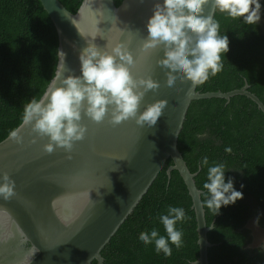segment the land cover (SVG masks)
Returning a JSON list of instances; mask_svg holds the SVG:
<instances>
[{"label":"water","instance_id":"1","mask_svg":"<svg viewBox=\"0 0 264 264\" xmlns=\"http://www.w3.org/2000/svg\"><path fill=\"white\" fill-rule=\"evenodd\" d=\"M39 1L58 35V62L53 79L62 71L61 51L66 54V67L71 69L62 72V76L81 75L79 52L92 41L110 51L103 49L104 45L119 39L128 45L134 59L140 56L139 47L148 35L146 24L153 6L163 3L122 0L117 6L114 0H83L77 13L72 14L58 0ZM211 11V5L207 6L204 15ZM116 28L123 30V35ZM98 29L103 37L97 34ZM163 55L159 48L152 50L131 69L134 75L151 76L160 85L156 91L145 94L140 112L157 100L168 101L153 127H139L132 119L113 126L108 116L97 124L82 113L80 123L87 126V132L83 140L74 143L71 153L62 148L45 153L47 137H36V143H28L35 134L29 135L30 126L23 122L16 128L21 129L23 144L14 143L9 135L0 142V173H8L15 181L16 192L8 201L0 199V264H92L94 260L103 264L101 251L169 159L173 165L167 168V175L178 171L192 200L199 246L194 264H209L208 248L213 244L207 233L214 224L206 225L203 192L194 181L197 173L189 171L178 149L179 134L192 101H229L244 95L263 114L264 104L248 91L247 84L226 93H199L196 87L191 95L186 94L190 82L181 84L177 80L175 87L169 88L165 84L168 70L156 64Z\"/></svg>","mask_w":264,"mask_h":264},{"label":"trees","instance_id":"2","mask_svg":"<svg viewBox=\"0 0 264 264\" xmlns=\"http://www.w3.org/2000/svg\"><path fill=\"white\" fill-rule=\"evenodd\" d=\"M76 14L83 0H58ZM118 6L122 0H114ZM260 20L247 25L242 18L215 13L220 34L226 35L229 50L222 55L223 69L210 76L197 92H230L249 86L248 91L264 104V0ZM58 62V35L39 0H0V142L22 122L24 105L39 100L55 76ZM232 149L231 153L225 151ZM178 149L203 193L209 264H264V247L251 246L249 223L264 228V114L244 95L226 101L210 98L192 101L178 137ZM208 157V165L201 167ZM225 166V182L243 194L234 204L221 206L217 214L206 206L209 198L203 184L207 170ZM173 165L169 159L134 211L101 251L103 264H194L199 257L197 223L192 200L178 171L168 176ZM169 206L185 210L188 219L178 222L183 246L172 247L165 257L155 251L154 243L145 246L141 232L157 229L165 235L159 221ZM92 264H97L96 260Z\"/></svg>","mask_w":264,"mask_h":264},{"label":"clouds","instance_id":"3","mask_svg":"<svg viewBox=\"0 0 264 264\" xmlns=\"http://www.w3.org/2000/svg\"><path fill=\"white\" fill-rule=\"evenodd\" d=\"M209 5L211 14L204 15ZM260 9L258 0H163L162 4L153 6L146 24L148 35L140 44L141 55L137 58L134 59L128 45L119 39L107 41L103 49L110 51L102 50L92 41L79 52L81 75L62 76V72H71V69L66 67V54L61 51L62 71L51 79L39 100L33 98L24 105L23 125L30 126L29 135L35 134L28 143H36V137H47L49 142L43 145L45 153L51 154L55 148L71 153L74 143L83 140L87 132V126L80 123L82 113L97 124L108 116V122L113 126L132 119L139 127H153L163 115L168 101L157 100L140 112L145 94L149 90L156 91L160 85L151 76L134 75L131 69L146 54L159 48L164 55L156 64L168 70L165 72L166 86L175 87L177 80L181 84L190 82L186 94L191 95L198 85L222 71V55L229 50L228 38L220 34L215 13L227 14L232 19L242 18L245 24L255 25L260 20ZM116 30L123 35V30ZM97 34L103 37L99 29ZM20 133L21 129L11 131L9 139L23 144L24 137ZM225 151L231 153L232 149L228 147ZM208 163L205 156L201 167ZM225 170L222 163L208 167L207 182L203 184L209 195L206 206L215 214L221 206L234 204L243 197L242 192L234 189L232 178L225 182ZM15 195V181L8 173H0V199L8 201ZM187 219L183 208L169 206L167 214L159 216L166 236L154 228L150 232H141L139 240L145 246L154 243L157 254L162 252L169 257L171 246L177 250L183 246V232L177 228V223Z\"/></svg>","mask_w":264,"mask_h":264},{"label":"rangeland","instance_id":"4","mask_svg":"<svg viewBox=\"0 0 264 264\" xmlns=\"http://www.w3.org/2000/svg\"><path fill=\"white\" fill-rule=\"evenodd\" d=\"M249 229L252 233L251 246L264 247V228H260L255 221L249 223Z\"/></svg>","mask_w":264,"mask_h":264},{"label":"flooded vegetation","instance_id":"5","mask_svg":"<svg viewBox=\"0 0 264 264\" xmlns=\"http://www.w3.org/2000/svg\"><path fill=\"white\" fill-rule=\"evenodd\" d=\"M262 25L264 26V23H262Z\"/></svg>","mask_w":264,"mask_h":264}]
</instances>
